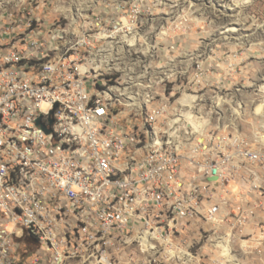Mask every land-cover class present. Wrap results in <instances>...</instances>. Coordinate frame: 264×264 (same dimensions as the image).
<instances>
[{"label":"built area","instance_id":"1","mask_svg":"<svg viewBox=\"0 0 264 264\" xmlns=\"http://www.w3.org/2000/svg\"><path fill=\"white\" fill-rule=\"evenodd\" d=\"M178 4L0 18V264H204L201 241L264 229L245 53L183 46Z\"/></svg>","mask_w":264,"mask_h":264},{"label":"rangeland","instance_id":"2","mask_svg":"<svg viewBox=\"0 0 264 264\" xmlns=\"http://www.w3.org/2000/svg\"><path fill=\"white\" fill-rule=\"evenodd\" d=\"M110 0H0V18L9 11L32 8L49 23L65 16L72 19L78 12L89 9L95 5ZM176 8L188 15L190 21L185 28L176 35L181 44L200 49L207 43L219 45H234L239 52L245 53V79L240 83L236 78L234 82L242 85L244 110H248L247 122L254 118L249 110H264V0H178ZM169 3V2H168ZM170 7L158 8L155 12H169ZM242 43V48L236 44ZM235 48V49H236ZM233 82V80H232ZM261 87V93L254 95L252 86ZM228 109L234 110L235 99L226 98ZM124 102V101H122ZM256 108V109H255ZM205 117V116H204ZM243 124L242 129L246 127ZM246 131V130H245ZM203 228H208L203 225ZM221 232L218 237H222ZM195 233L185 236L186 240L195 238ZM229 258L221 255V248L217 247L218 240L211 244L201 241L202 252L210 256L203 259L204 264H264V229L249 227L240 235L226 237Z\"/></svg>","mask_w":264,"mask_h":264},{"label":"bare ground","instance_id":"3","mask_svg":"<svg viewBox=\"0 0 264 264\" xmlns=\"http://www.w3.org/2000/svg\"><path fill=\"white\" fill-rule=\"evenodd\" d=\"M133 101V99H131ZM207 119L205 118L204 121L202 123L198 122V124H196L192 119L190 121V123L192 125H194L195 127H197V125H201V124H207ZM220 240L217 242V247L221 248V255L224 257L229 258V253L227 251H225L227 249V242L229 241L227 238L224 237H220Z\"/></svg>","mask_w":264,"mask_h":264},{"label":"trees","instance_id":"4","mask_svg":"<svg viewBox=\"0 0 264 264\" xmlns=\"http://www.w3.org/2000/svg\"><path fill=\"white\" fill-rule=\"evenodd\" d=\"M31 241L33 242V240H32V239H30V242H31Z\"/></svg>","mask_w":264,"mask_h":264}]
</instances>
